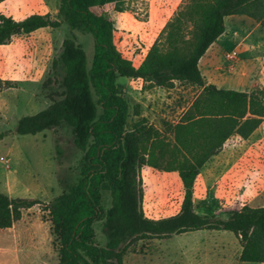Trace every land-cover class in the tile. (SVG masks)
<instances>
[{
  "label": "trees",
  "instance_id": "16d2710c",
  "mask_svg": "<svg viewBox=\"0 0 264 264\" xmlns=\"http://www.w3.org/2000/svg\"><path fill=\"white\" fill-rule=\"evenodd\" d=\"M125 3L59 0L56 18L45 13L15 20L0 13V45L13 36L62 23L93 39L89 66L83 47L73 38L63 39L47 79L56 84V96L38 112L21 116L15 126L18 134L67 127L82 152L78 179L60 180L62 191L43 208L51 223L57 264H122L135 241L197 229L232 231L240 241L239 259L264 263V205L245 204L221 217L197 212L193 203L202 166L230 137L247 138L264 120V87L249 91L217 87L205 81L198 61L224 32L226 16L245 15L264 28V0H186L138 65L123 57L114 43L110 12L126 10ZM119 76L165 88L187 83L200 92L178 121L160 130L141 115L138 104L133 107L136 119L129 123V104L117 83ZM56 151L61 153L58 145ZM142 165L177 172L183 189L179 212L159 218L145 215L139 185ZM102 191L110 196L107 208ZM36 204L37 199L0 192V229L12 227L22 210ZM99 220L106 234L103 246L95 241L93 224Z\"/></svg>",
  "mask_w": 264,
  "mask_h": 264
},
{
  "label": "rangeland",
  "instance_id": "374dc122",
  "mask_svg": "<svg viewBox=\"0 0 264 264\" xmlns=\"http://www.w3.org/2000/svg\"><path fill=\"white\" fill-rule=\"evenodd\" d=\"M58 2L0 0V13L15 20L45 13L56 18ZM184 2L126 0V10L111 11L114 43L121 55L138 65L148 45ZM225 24V32L213 44L214 54L207 52L200 63L204 79L216 84L222 81L229 88L238 84H244L246 90L264 87V28L240 14L226 18ZM65 37L83 47L89 66L92 36L65 23L13 36L0 45V192L40 201L22 210L21 218L12 227L0 229V264H57L51 223L43 208L62 191L60 180L78 179L82 152L74 146L67 127L18 134L15 126L21 116L38 112L57 93L56 84L47 79ZM117 83L122 85L128 100L129 123L136 119L133 107L138 104L141 115L160 130H166L167 123L178 121L200 92L199 87L187 83L175 82L172 88H165L125 76H119ZM139 178L145 215L159 218L179 212L183 189L177 172L142 165ZM102 201L107 208L108 191H102ZM193 203L197 212L221 217L244 204L264 205V120L247 138L230 137L220 152L203 165L193 188ZM93 226L95 241L103 246V220L95 221ZM240 251V241L232 231L197 229L135 241L122 264H264L241 261Z\"/></svg>",
  "mask_w": 264,
  "mask_h": 264
},
{
  "label": "crops",
  "instance_id": "0c3cea01",
  "mask_svg": "<svg viewBox=\"0 0 264 264\" xmlns=\"http://www.w3.org/2000/svg\"><path fill=\"white\" fill-rule=\"evenodd\" d=\"M233 16H237V15L226 16V17L224 18V24H225V20H226V18H228V17L231 18V17H233ZM226 28H227V25L225 24V29H226ZM224 32H225V30H224ZM224 32H223V33H224ZM223 33H222V34H223ZM222 34H221V35H222ZM221 35H220V36H221ZM220 36H219V37H220ZM219 37H218L216 40H218ZM235 38H236V37H235ZM216 40H215V41H216ZM215 41H214V42L208 47V49L206 50V52L204 53V55L199 59V61H198L199 69H200V63L203 61V59H204L205 55L207 54V52L212 51L211 53L214 54V50H215V48H212V47H213V44H215ZM213 49H214V50H213ZM200 71H201V69H200ZM205 71H206L208 74L211 73V70H209V69H207V68H206ZM201 74H202V73H201ZM205 81H206L207 83H213V84H215L217 87L229 88V87H225L224 82H222V81H217V82H218L217 84L214 83V82H211L210 80H205ZM230 89H236V90H242V91H249V90H246V89L244 88V84H238V85L234 86V88H231V87H230ZM261 124H262V123H261ZM261 124H260V125H261ZM259 127H260V126H259ZM259 127H258V128H259ZM258 128H257V129H258ZM257 129H255L254 132H255ZM254 132H253V133H254ZM253 133H252V134H253ZM252 134H251V135H252ZM222 147H223V146H222ZM221 149H222V148H221ZM219 152H220V151H219ZM215 155H216V154H215ZM215 155H213V156H215ZM213 156H212V157H213ZM202 167H203V166H202ZM197 177H198V176H197ZM197 177H196V180H197ZM196 180H195V183H196ZM194 186H195V184H194ZM193 188H194V187H193ZM244 205H245V204H244ZM242 206H243V205H242Z\"/></svg>",
  "mask_w": 264,
  "mask_h": 264
}]
</instances>
